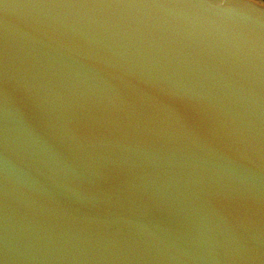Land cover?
I'll return each mask as SVG.
<instances>
[{
	"label": "water",
	"instance_id": "water-1",
	"mask_svg": "<svg viewBox=\"0 0 264 264\" xmlns=\"http://www.w3.org/2000/svg\"><path fill=\"white\" fill-rule=\"evenodd\" d=\"M0 264H264V1L0 0Z\"/></svg>",
	"mask_w": 264,
	"mask_h": 264
},
{
	"label": "rangeland",
	"instance_id": "rangeland-1",
	"mask_svg": "<svg viewBox=\"0 0 264 264\" xmlns=\"http://www.w3.org/2000/svg\"><path fill=\"white\" fill-rule=\"evenodd\" d=\"M264 1V0H263Z\"/></svg>",
	"mask_w": 264,
	"mask_h": 264
}]
</instances>
